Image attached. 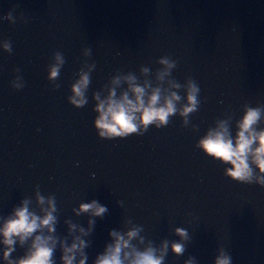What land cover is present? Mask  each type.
<instances>
[{"label": "water", "instance_id": "95a60500", "mask_svg": "<svg viewBox=\"0 0 264 264\" xmlns=\"http://www.w3.org/2000/svg\"><path fill=\"white\" fill-rule=\"evenodd\" d=\"M57 51L65 63L52 81L47 68ZM163 56L177 62L163 87L174 78L183 97L192 78L200 88L189 125L173 116L143 135L98 138L92 93L105 98L111 78L128 72L156 86ZM82 71L91 77L88 103L75 108L67 97ZM245 105L264 106V0H0V217L25 198L40 214V192L55 197L57 235H67L66 220L83 228L95 220L82 237L87 264L112 242L110 230H128V220L143 228L141 249L147 240L157 248L164 239L185 245L181 256L169 248L164 264L190 257L215 264L221 249L232 264H264V187L231 179L224 172L231 165L195 146L219 120L231 118L234 135ZM92 200L107 207L102 217L75 214ZM59 256L57 249L56 264Z\"/></svg>", "mask_w": 264, "mask_h": 264}, {"label": "clouds", "instance_id": "9594fccd", "mask_svg": "<svg viewBox=\"0 0 264 264\" xmlns=\"http://www.w3.org/2000/svg\"><path fill=\"white\" fill-rule=\"evenodd\" d=\"M5 19L12 20L11 13ZM7 50L11 53V42L8 41ZM91 55L89 48L85 49ZM65 63L63 54L54 52L52 63L48 66V79L57 81L60 70ZM164 65V70H157L156 86L148 79L139 81L131 72L111 78V87H107V96L101 98L98 91L92 93L95 106L92 111L97 113L92 121L96 135L100 139L125 138L131 134L143 135L154 126L159 129L170 123V118L178 116L181 126L189 125V117L198 111L201 104L199 98L200 88L195 80L187 78V87L183 97L179 94L184 87L174 78L168 81V87H163L165 77L171 76V70L177 62L169 56H163L158 61ZM95 68V64L91 66ZM14 71H19L15 69ZM141 73L147 74L150 69L142 67ZM91 83L90 72H81L79 80L70 85L72 96L67 102L75 108H81L88 103L86 95ZM125 83L127 87L117 95V88ZM24 85H14L12 88L20 89ZM59 88L55 83L53 89ZM175 89V91L170 90ZM183 100V102H181ZM264 106H244L243 114L235 123V134L230 129L229 120L217 121V128H208L205 134L196 142V147L213 161H219L230 168H225L227 176L235 181L252 184L253 182L264 187ZM195 130V126H193ZM35 202L39 206V213L31 208L29 198L22 199L19 206H14L9 214L0 217V259L5 264H56L55 253L60 251V264H87L88 254L85 249L89 242L82 237L89 236L95 227V220H88V227L83 228L65 221L68 232L66 236L56 234L57 206L53 195L44 196L36 193ZM108 211L107 207L98 201L92 200L82 203L74 212L77 216L82 213L90 217H102ZM127 231L110 230L108 235L112 242L104 246L102 253L98 254L93 264H164L165 257L171 248L176 256L185 252V245L180 242H170L164 239L157 248L152 240L141 236L142 226L126 221ZM74 233H79L78 235ZM174 233L181 240H187L188 232L184 228H175ZM69 237L71 242L69 243ZM135 241V243H133ZM17 247L23 249V255L13 257ZM159 253V254H158ZM190 257L185 264H193ZM215 264H232V257L223 249L215 259Z\"/></svg>", "mask_w": 264, "mask_h": 264}]
</instances>
